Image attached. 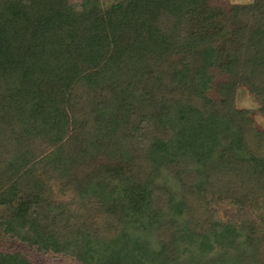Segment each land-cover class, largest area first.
<instances>
[{
	"label": "trees",
	"instance_id": "obj_1",
	"mask_svg": "<svg viewBox=\"0 0 264 264\" xmlns=\"http://www.w3.org/2000/svg\"><path fill=\"white\" fill-rule=\"evenodd\" d=\"M209 2L0 0L4 234L81 264H264V221L207 202L264 198V131L233 108L264 99V0Z\"/></svg>",
	"mask_w": 264,
	"mask_h": 264
},
{
	"label": "rangeland",
	"instance_id": "obj_2",
	"mask_svg": "<svg viewBox=\"0 0 264 264\" xmlns=\"http://www.w3.org/2000/svg\"><path fill=\"white\" fill-rule=\"evenodd\" d=\"M74 5H78L81 0H69ZM108 6L119 3L123 0H102ZM253 0H210L208 12H204L207 16H213L218 13L217 10H226L232 5L245 6L249 5ZM201 13V11L197 12ZM216 22L210 23L208 32L216 30ZM215 97L216 92L213 90L211 96ZM112 107L111 109H113ZM233 108L239 112L242 116H247L250 121L254 124L255 128L264 131V99L252 96L250 88L247 84L240 85L235 90L233 95ZM242 124V123H241ZM244 125V123H243ZM244 127V126H243ZM195 197V196H194ZM193 197V198H194ZM208 218L221 220L222 222L234 221L236 223L242 222V220H252L257 218L258 220L264 221V198L259 203V212L252 213L250 208L237 209V207L229 204L227 200H218L217 196L208 197ZM114 215V213H112ZM197 217V227L200 228L202 218L199 213H195ZM9 212L3 208H0V224L5 223L9 218ZM208 220V219H207ZM110 228V226H107ZM244 235H249L247 232ZM255 245L263 249L264 255V241L255 240ZM0 251L3 253H18L24 256L30 264H81L78 259L71 255H58L50 252H43L37 249V247L29 246L27 243L14 238L10 233L4 234L2 227L0 226ZM254 264H258L257 261L253 260Z\"/></svg>",
	"mask_w": 264,
	"mask_h": 264
}]
</instances>
